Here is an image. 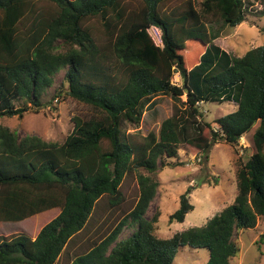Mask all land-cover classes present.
I'll list each match as a JSON object with an SVG mask.
<instances>
[{
	"label": "trees",
	"instance_id": "16d2710c",
	"mask_svg": "<svg viewBox=\"0 0 264 264\" xmlns=\"http://www.w3.org/2000/svg\"><path fill=\"white\" fill-rule=\"evenodd\" d=\"M0 0V117L22 116L64 70L65 94L89 105L92 116H73L61 142L18 136L0 125V222H18L53 209L58 214L31 238L0 234V264H55L93 220L106 199L125 201V177L137 174L138 198L103 238L74 252L68 264H173L180 247L206 248L205 264H232L237 230L264 216V42L236 56L214 43L208 23L235 27L245 0ZM157 27L162 45L148 29ZM177 72L181 85L172 82ZM181 98L158 134L121 135L138 125L146 100ZM234 100L236 109L214 123L200 119L199 102ZM22 102L16 106L14 102ZM29 104V105H28ZM254 151L236 171L237 195L206 223L168 238L154 234L160 212L146 216L158 182L151 175L187 145L208 157L217 141L236 147L253 127ZM188 188L169 221L193 209ZM126 228L131 232L122 235ZM264 237V233L261 234Z\"/></svg>",
	"mask_w": 264,
	"mask_h": 264
},
{
	"label": "rangeland",
	"instance_id": "374dc122",
	"mask_svg": "<svg viewBox=\"0 0 264 264\" xmlns=\"http://www.w3.org/2000/svg\"><path fill=\"white\" fill-rule=\"evenodd\" d=\"M196 7L200 0H195ZM247 10L245 20L230 27L222 21L208 23L210 33H216L213 40L220 48L236 56L242 55L252 47L264 42V0H245ZM132 9H139V0H127ZM151 31L157 44L158 36ZM162 45V43L158 44ZM172 82L181 85V78L177 72L172 75ZM64 70L54 77L52 85L46 89L41 98V105H29L24 114L20 116H2L0 125L15 130L18 136L34 134L48 142L61 143L73 128L72 117L88 118L92 116V108L81 103L69 95ZM185 95L181 98L159 94L146 100L142 107V118L138 125L124 122L121 126L122 137L126 134L145 135L149 132L158 134L161 122L172 115L174 105L181 109L184 107ZM22 105V102H14ZM200 119L214 123L217 118L225 116L236 109L234 100L203 101L199 102ZM253 129L239 138L236 147L223 141H217L209 150L208 157L200 155L187 145H179L178 155L165 158V166L151 175L158 182L154 199L150 203L146 216H151L156 210L160 212L155 224L154 234L159 238H168L175 232L190 226H200L207 222L223 207L231 204L237 195L236 171L240 161H245L253 153ZM190 188L188 198L193 205L183 221H169V215L180 204V196ZM125 201L121 208L113 210L107 207L106 199L94 214L93 220L70 243L65 253H62L55 264H68L74 252L81 251L93 241L106 236L113 227L132 209L138 195L139 187L137 174L125 177L120 186ZM59 209L42 212L18 222H0V234L5 236L25 233L31 238L35 237L39 229L55 217ZM131 232L126 228L123 236ZM264 216L257 218L253 228L237 230L234 240L240 248L236 257L231 259L232 264H264ZM208 259L206 248H192L182 246L179 248L173 264H205Z\"/></svg>",
	"mask_w": 264,
	"mask_h": 264
},
{
	"label": "built area",
	"instance_id": "2783aa9c",
	"mask_svg": "<svg viewBox=\"0 0 264 264\" xmlns=\"http://www.w3.org/2000/svg\"><path fill=\"white\" fill-rule=\"evenodd\" d=\"M148 31H149V33H150V35H151V31H153L154 33H156L155 35H157L158 36V42H157V45L160 43H162L161 42V39H160V35H161V32H160V30L157 28V27H155V26H151L149 29H148ZM152 36V35H151ZM153 38V37H152ZM154 40V39H153ZM155 42V41H154Z\"/></svg>",
	"mask_w": 264,
	"mask_h": 264
}]
</instances>
